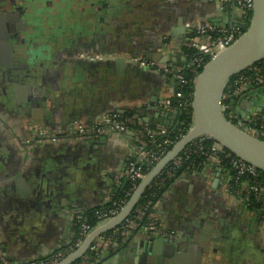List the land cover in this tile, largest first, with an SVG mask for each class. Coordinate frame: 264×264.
<instances>
[{"label": "crops", "instance_id": "0c3cea01", "mask_svg": "<svg viewBox=\"0 0 264 264\" xmlns=\"http://www.w3.org/2000/svg\"><path fill=\"white\" fill-rule=\"evenodd\" d=\"M53 1L62 10L42 11V28L21 34L38 36L20 53L40 60L33 80L0 67V250L10 264L68 251L77 237L73 213L104 207L117 176L135 160L130 134L21 148L30 139L28 124L65 131L127 112L148 125H167L165 115L175 112L162 101L175 98L177 82L131 58L188 71L189 40L203 43L202 27L229 28L232 18L224 5L208 0ZM260 87L248 89L236 117L264 114V106L252 104L262 102ZM230 180L214 160L173 175L164 186L150 215L177 237L174 264H264L260 220L229 192ZM162 240L132 231L109 244L95 264L170 260L159 256Z\"/></svg>", "mask_w": 264, "mask_h": 264}, {"label": "built area", "instance_id": "2783aa9c", "mask_svg": "<svg viewBox=\"0 0 264 264\" xmlns=\"http://www.w3.org/2000/svg\"><path fill=\"white\" fill-rule=\"evenodd\" d=\"M218 5H229L236 11V17L238 24L231 28L216 27L206 25L199 30L201 35H204L203 43H196L194 39H190L187 44V49L195 51L192 57L191 67L189 68L192 79L191 93L188 97H183L179 92L176 93L175 98L179 100L176 107L172 106L171 99L162 101V105L170 112H176L177 109L180 111H188L191 115V96L193 83L199 71L192 69L196 67L201 69L204 64L215 57L218 53L227 48L232 44L242 33L243 26L250 19L251 13V0H208ZM248 23V22H247ZM216 32L217 38L212 40L209 37L210 33ZM131 61L140 68L147 70H154L160 72L174 81L177 82L178 88L187 85L189 81L185 78V74L168 64H159L153 61L133 57ZM249 76L247 75H235L234 79L230 81L229 85L232 88L230 91L227 88V92L224 95V101L222 104L221 111L236 127L251 135L252 137L258 138L264 141V114L260 116H251L249 118H238L234 113V106L237 99L243 96L250 87V83H254V86L264 87V60L256 63L252 67L247 69ZM246 71V70H245ZM244 72V71H243ZM242 73V72H241ZM258 124H255V121ZM27 131L30 134V139L19 144L21 148L27 149L36 144H70L74 142H91L99 139L100 137L107 134H130L135 149V161H130L122 172L116 178V186L121 185L122 180H128L131 184V189L126 193V197L130 196L138 182L147 173L145 172L144 165H150L151 167L157 163L165 154L162 147H172V143L166 138L167 128L162 125L150 127L147 123L137 119L135 116H125L122 112L106 113L96 119L91 126L83 124H76L65 131H49L39 127L34 123H29ZM163 138L160 146H157V151L146 150L149 143H153L157 138ZM202 139H208L206 137H200L191 142L184 150L187 153H196L202 151ZM210 140V139H209ZM210 153H204L203 166L208 161H220L222 159H229L230 165L233 170V178L236 180L241 176H249L254 180L250 183L248 180L240 182L238 189L233 192V195L241 201L246 207L249 205V197L252 196L255 199L260 198L264 195V178L258 176L257 170L241 161L240 159L230 157V153H225L224 149L219 147L215 142L212 141L208 147ZM226 151V150H225ZM182 163L179 155L171 162L172 167L168 166L154 179L149 187L159 188L160 184L170 179L174 174L172 173L173 168L178 167ZM258 179V180H257ZM111 201V198L107 203ZM126 201H115L112 202L110 208L100 210L95 213V219L97 221L96 226L114 217L125 204ZM262 209L259 211L257 218L260 220L264 231V200L262 202ZM146 207H137L132 213L117 227L110 230L107 235H100L94 239L87 250V254L81 257V260L77 264H92L93 261L100 257L102 251L111 243L117 241H123L127 238L128 234L132 231H137L145 234L149 237H161L168 243L174 242L177 237L172 232H169L165 227L163 220L160 218L151 217L150 213L145 217ZM253 212V210H252ZM83 211H75L73 213L74 223L76 226V234L74 244L68 251L58 252L53 254L46 260L30 261L24 264H56L63 259L68 253L73 251L82 242L84 237L94 228L90 227L87 220L83 217ZM0 264H10L5 259L2 251L0 250Z\"/></svg>", "mask_w": 264, "mask_h": 264}, {"label": "water", "instance_id": "95a60500", "mask_svg": "<svg viewBox=\"0 0 264 264\" xmlns=\"http://www.w3.org/2000/svg\"><path fill=\"white\" fill-rule=\"evenodd\" d=\"M251 4L250 19L243 33L227 48L207 61L196 76L190 105L191 123L186 132L138 182L120 211L114 217L95 226L84 237L79 246L56 264H73L87 252L96 237L119 226L132 213L154 179L191 142L200 137L210 139L231 155L264 173V141L252 137L236 127L227 120L221 111L224 95L231 78L264 60V0H251ZM223 10L231 12L232 18L229 28L236 26L238 19L235 15V9L229 5H224ZM256 93L262 102L252 104L263 107L264 87H260ZM245 96L237 99L234 106L235 113H238L239 105ZM175 119V115H165L164 123L169 124V122L174 121L175 127L183 126V123L175 121ZM160 242L164 255L177 256L173 244L164 240Z\"/></svg>", "mask_w": 264, "mask_h": 264}, {"label": "trees", "instance_id": "16d2710c", "mask_svg": "<svg viewBox=\"0 0 264 264\" xmlns=\"http://www.w3.org/2000/svg\"><path fill=\"white\" fill-rule=\"evenodd\" d=\"M248 22V18L246 20ZM245 23V25L243 26V31L246 29L247 27V24L248 23ZM217 33L216 32H213V33H210L209 34V37L214 40L217 38ZM190 56H193L195 54V51H191L189 52ZM192 69H196L197 71H199L200 69L199 68H196V67H192ZM191 70V69H190ZM190 70L188 71H185L184 74H185V78L187 79V81H189L187 83V85L183 86V87H180L177 89V92H179L183 97H188L191 93V83H190V80L192 79V74L190 72ZM239 75H247L249 76V71L246 70L242 73H240ZM235 77V76H234ZM234 77L231 78V81L234 79ZM250 87H254V83H250ZM232 88H230V85H229V88L228 90L230 91ZM224 101V100H223ZM178 102L179 100H176V99H173L171 100V103H172V106L173 107H176L178 105ZM226 102V100L224 101V103ZM123 115L125 116H128L129 114L127 112H122ZM176 117H177V120L180 122V123H183V126L181 125H178L175 127L174 124H167V125H164L166 128H167V135H166V138L169 139L172 143H175L185 132L186 130L188 129L190 123H191V115H190V112L188 111H180L179 109H177V111L175 112L174 114ZM255 124H258V121L256 120L254 122ZM150 127H154V125H149ZM163 138H160V137H157L153 143H149L146 147V150H150V151H157V146L159 145L160 146V143L162 141ZM212 143L211 140L209 139H202V148L203 150L202 151H198L196 153H187L186 150H183L180 154H179V157L181 158L182 160V163L178 166V167H175L173 168V171L172 173L174 175H176L177 173L183 171V170H186V169H196L198 170L200 167H201V164L202 162H204V153H210V151H208V147L210 146V144ZM159 148H161V150H163V154H165L167 151L170 150V146L168 147H162L160 146ZM225 153H228L227 151L224 150ZM230 157L232 158H235L233 155L230 154ZM220 158V161L219 163L223 166L224 169H226L230 176H231V180H230V183H229V192L233 194L234 191H236L238 189V185L240 184V182L242 181H245V180H248L250 183H253L255 179L249 177V176H241L239 178H237L236 180L233 178V170L231 168V165H230V160L229 159H222L221 157ZM132 161H135V160H132ZM171 168L172 167V164L170 163L168 165V168ZM151 168L150 165H144V169H145V172H148L149 169ZM257 173H258V176L260 178H264V173L260 172L257 170ZM157 179V178H156ZM155 179V180H156ZM154 180V181H155ZM171 180L168 179L167 181L163 182L160 184V187L159 188H154V187H148L147 190L145 191V193L143 194V196L141 197V199L139 200L138 204L136 205L135 209L137 207H146L145 209V217L149 215L150 211H151V208L152 206L154 205L155 201L157 200L159 194L161 193L162 189L164 188V186ZM258 180V179H257ZM152 185V184H151ZM131 189V184L128 180H122L121 181V185L117 186L112 197H111V201H109L108 203H106L104 205V207L102 208H95V209H90V210H87L84 212V218L87 220V223L90 227H95L96 226V219H95V213L97 211H100V210H105V209H108L111 207L112 205V202H119V201H127L128 200V196L126 197V193L129 192V190ZM264 200V195H262L260 198L258 199H255L253 198L252 196L249 197V205L247 206V209L252 211L253 210V213L256 214L257 216L259 215V211L262 209V202ZM110 231L106 232V233H103V235H107ZM87 254V252L85 253ZM81 260L78 259L77 261H75L73 264H77L79 261ZM98 259H96L95 261H93L92 264H95L96 261Z\"/></svg>", "mask_w": 264, "mask_h": 264}, {"label": "flooded vegetation", "instance_id": "af4514ba", "mask_svg": "<svg viewBox=\"0 0 264 264\" xmlns=\"http://www.w3.org/2000/svg\"><path fill=\"white\" fill-rule=\"evenodd\" d=\"M60 6L61 4L53 0H0V42L5 48L0 52V67L4 68L3 70H7L8 73V70L21 73L20 77L25 81L33 80V75L37 71L36 65L40 63V60L33 59L29 53H20L24 51L23 49L31 38L37 39L38 36L34 35L30 39L23 38L22 31L25 29L35 32L40 30L46 21L41 14L42 11L43 13L53 9L61 11ZM153 247L152 244L149 248ZM159 256L168 257L170 260L166 261L159 257L154 259L153 264H174L176 262L175 256L164 255L163 249Z\"/></svg>", "mask_w": 264, "mask_h": 264}]
</instances>
